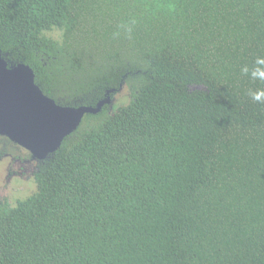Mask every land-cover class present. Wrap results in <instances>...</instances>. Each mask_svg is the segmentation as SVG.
<instances>
[{
    "label": "trees",
    "instance_id": "trees-1",
    "mask_svg": "<svg viewBox=\"0 0 264 264\" xmlns=\"http://www.w3.org/2000/svg\"><path fill=\"white\" fill-rule=\"evenodd\" d=\"M0 48L111 99L0 197V264H264V0H0Z\"/></svg>",
    "mask_w": 264,
    "mask_h": 264
},
{
    "label": "water",
    "instance_id": "water-1",
    "mask_svg": "<svg viewBox=\"0 0 264 264\" xmlns=\"http://www.w3.org/2000/svg\"><path fill=\"white\" fill-rule=\"evenodd\" d=\"M111 99L94 106H63L47 96L27 64L9 65L0 48V135L38 159L55 152L87 113H97Z\"/></svg>",
    "mask_w": 264,
    "mask_h": 264
},
{
    "label": "rangeland",
    "instance_id": "rangeland-1",
    "mask_svg": "<svg viewBox=\"0 0 264 264\" xmlns=\"http://www.w3.org/2000/svg\"><path fill=\"white\" fill-rule=\"evenodd\" d=\"M129 97V91L127 88L120 91L115 97V103H126ZM1 139L4 140L3 137ZM11 148V156L6 155L0 165V197L8 198L11 201H14L18 198H21L25 195H28L35 189V183L31 176L32 171L31 165H27L26 168L23 166V160H19L22 157H18L19 154L16 150ZM16 152V153H15ZM15 153V154H14Z\"/></svg>",
    "mask_w": 264,
    "mask_h": 264
},
{
    "label": "flooded vegetation",
    "instance_id": "flooded-vegetation-1",
    "mask_svg": "<svg viewBox=\"0 0 264 264\" xmlns=\"http://www.w3.org/2000/svg\"><path fill=\"white\" fill-rule=\"evenodd\" d=\"M1 137H3L5 141H3ZM11 148L18 152V153L15 152L16 154H19L18 157H22L19 160L20 161L23 160L24 163L22 164H24L23 166H25V168L27 165L26 169H28V165L32 164L31 170H28L30 174V172L33 171V168L39 159L34 157V155H32L31 152L25 149L23 146H21L18 143L12 142L7 136L4 135H0V165L2 164L3 160L6 159L5 158L6 155L11 156L12 154ZM14 150L12 151L14 152Z\"/></svg>",
    "mask_w": 264,
    "mask_h": 264
},
{
    "label": "clouds",
    "instance_id": "clouds-1",
    "mask_svg": "<svg viewBox=\"0 0 264 264\" xmlns=\"http://www.w3.org/2000/svg\"><path fill=\"white\" fill-rule=\"evenodd\" d=\"M121 27L129 33L131 32L130 27L126 25H122ZM117 35H119V33H117ZM241 72L244 75H249L253 80L264 81V57H258L251 68L248 66L242 67ZM248 95L253 101L264 103V89L249 90Z\"/></svg>",
    "mask_w": 264,
    "mask_h": 264
}]
</instances>
